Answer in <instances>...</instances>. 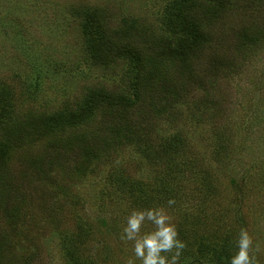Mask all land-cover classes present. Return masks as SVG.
<instances>
[{"label":"rangeland","instance_id":"rangeland-1","mask_svg":"<svg viewBox=\"0 0 264 264\" xmlns=\"http://www.w3.org/2000/svg\"><path fill=\"white\" fill-rule=\"evenodd\" d=\"M74 1L78 6V0H0V138L17 127L29 109H58L65 101H80L89 88L101 85L116 92L129 91L121 59L108 67L92 62L81 32V17L72 13ZM79 1L93 9L109 8L107 12L115 16L111 15L113 25L120 24L119 18L131 16L161 33L159 19L168 0ZM261 12L253 13L248 22L263 23ZM220 21L209 30L218 31L215 37L220 41L215 45L221 47L219 54L226 55L227 61L218 74L206 76L211 89L207 93L202 88L205 81L192 82L189 96L183 99L188 104L169 109L168 121L156 122L161 134L184 128L189 147L199 159L195 163L203 162L209 169L207 196L198 195L203 186L197 179L168 178L165 167L156 159L142 157L133 146L111 161L116 164L113 167H120L125 180L110 177L112 166L101 162L86 175L73 173L66 143L70 128H55L32 142H16L10 150L5 180L13 181L26 195L14 212L18 235L11 242L16 243V251L5 252L6 264H76L80 260L79 264H125L133 254L131 243L120 239L127 216L133 209L155 207H164L178 230L188 224L185 217L191 219L198 211L219 214L217 225L194 227L189 243L182 240L187 247L180 264H230L241 228L253 236L259 246V264H264V27L259 40L237 49V41L231 42V32L228 34L229 18ZM96 121L88 126L85 137H91L103 120ZM71 132L79 135L84 131ZM31 158L43 162L39 169L51 167L47 170L50 182L46 175L36 177L32 172V177L21 178ZM61 192H67L69 198ZM42 195L45 204L49 201L43 210L61 212L59 220L63 221L53 222L56 226L41 236L44 215L38 217V227L32 224L27 232L26 227L39 213ZM169 199L175 200L171 207ZM9 205L0 185L3 233L11 223L3 216Z\"/></svg>","mask_w":264,"mask_h":264},{"label":"trees","instance_id":"trees-1","mask_svg":"<svg viewBox=\"0 0 264 264\" xmlns=\"http://www.w3.org/2000/svg\"><path fill=\"white\" fill-rule=\"evenodd\" d=\"M76 2L72 6V13L81 17V32L92 62L108 67L110 63L121 59L126 73L124 76L128 77L129 91L116 92L101 85L100 88H89L83 98L73 104L65 101L61 108L52 111L47 108H33V111L29 109L17 127L13 126L1 136L0 185L5 196L10 199V205L3 216L11 223L6 233L0 232V264H6L3 257L7 255V250L16 251V243L11 242L18 235V219L14 212L21 206L26 195L13 181L9 184L5 180L10 150L16 142H32L42 133L51 134L55 128H70L66 143L71 151L68 157L71 159L70 169L73 173L86 175L101 162L108 167L112 166L110 177L117 181L125 180L118 171L120 167H113L116 164L111 161H115L114 155L121 150L133 146L142 157L156 159L157 163L165 167L168 178L173 177L175 181L181 180L182 176L189 180L197 179L203 186L198 195L206 197L209 169L203 162L195 163L199 159L189 147L186 140L189 137L184 128L179 127L161 134L156 122L164 119L168 121L169 109L188 104V100L183 99L189 96V85L192 82H207V85L201 86L208 93L211 89L208 75L218 74L223 70L221 66L227 61V56L219 54L221 47L215 45L220 41L215 37L218 31L209 30L210 26L218 20L222 23L223 18L228 17V34L231 32V42L237 41V49L253 44L263 36L264 22L251 24L248 20L253 13H264V0H168L163 6L162 18L159 19L161 33L153 25L141 24L131 16H123L118 20L120 24L113 25L114 15L107 12L109 8L106 10L96 5L97 8L93 9L79 0V5L75 6ZM95 121H102L95 128L97 133L89 138L85 137L88 126ZM74 129L84 132L75 135L71 132ZM102 144L105 146L102 147ZM99 149L103 152L98 153ZM26 162L28 163V159ZM38 163L41 162L31 158L30 164L22 169L21 178L32 177V172L36 177L46 175L50 182L52 177L48 176L47 170L51 167L47 170L39 169L43 162ZM25 183L27 182H22V185ZM60 189L65 188L62 185ZM61 193L62 197L70 196L67 192ZM162 194L165 197L173 195ZM41 197L43 200L38 205L40 211L31 218L26 232L32 224L38 227V217L44 215L39 226L43 231L42 236L53 229L51 226H56L53 222L57 221L58 225L63 220H59L62 219L61 212L56 215L51 208L43 210L49 201L45 204L46 198L44 195ZM158 199L161 200L159 197ZM57 205L61 207V203ZM2 206L4 207L3 202ZM48 213L51 215L48 216ZM190 217L191 219L188 216L184 218V223H188L185 228L178 230L179 238L186 243H189L194 227L210 229L219 223V214L215 212L201 210ZM30 248L31 246L28 247ZM33 248L36 249L35 245ZM29 252L30 255H35L34 250Z\"/></svg>","mask_w":264,"mask_h":264},{"label":"clouds","instance_id":"clouds-1","mask_svg":"<svg viewBox=\"0 0 264 264\" xmlns=\"http://www.w3.org/2000/svg\"><path fill=\"white\" fill-rule=\"evenodd\" d=\"M175 204L169 199V207ZM151 230H145L148 226ZM120 239L131 243L132 256L125 264H180V257L187 245L179 238L173 218L164 207L133 209L126 218ZM236 251L230 264H259L256 253L259 246L245 228H241L235 240Z\"/></svg>","mask_w":264,"mask_h":264}]
</instances>
